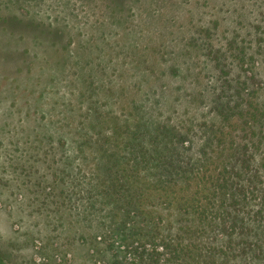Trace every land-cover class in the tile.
Listing matches in <instances>:
<instances>
[{
  "label": "rangeland",
  "instance_id": "374dc122",
  "mask_svg": "<svg viewBox=\"0 0 264 264\" xmlns=\"http://www.w3.org/2000/svg\"><path fill=\"white\" fill-rule=\"evenodd\" d=\"M97 120L143 149L101 145L87 133ZM157 124L174 129L173 164L190 183L172 191L217 168L223 141L248 150L246 189L264 195V0H0L3 264H170L125 243L99 196L103 151L130 168L154 156ZM167 163L139 167L149 194L169 183ZM144 204L162 229L178 219ZM262 212L248 239L261 249L224 264H264Z\"/></svg>",
  "mask_w": 264,
  "mask_h": 264
},
{
  "label": "trees",
  "instance_id": "16d2710c",
  "mask_svg": "<svg viewBox=\"0 0 264 264\" xmlns=\"http://www.w3.org/2000/svg\"><path fill=\"white\" fill-rule=\"evenodd\" d=\"M154 129V133L149 137L154 156L147 155L144 160L141 157L130 168L126 167L127 163L120 161L118 154H114L115 157L112 156L113 153L106 155V151L102 154L106 158L107 166L102 168L104 178L101 180L99 196L105 206L111 208L113 214L118 216V225L122 228L128 227L127 233H120L124 242L136 244L135 248L145 252L151 259L166 254L170 257V264H209L208 259L213 258V264H224L223 258L246 255L254 251L253 248L260 250L258 242L248 240L259 239L261 236L256 233V224L264 207V195L259 196V190L254 188L246 189L244 173L251 160L248 150L234 143L228 145L219 141L220 144L215 148V159H219L217 168H206L203 174L209 172L208 175L191 178L194 180H189L194 183L192 192H184L183 187L179 188V192H174L170 186H180L181 173L177 171L185 172L173 164L174 158H179L177 148L174 147L176 133L174 129L158 124ZM87 133L91 137L95 135L101 145L110 144L109 148L116 147L117 142L122 141L123 147L131 145V148L138 152L143 149L138 148L142 137L129 132L126 137L118 140L122 133L118 134L117 130L111 131L110 128L104 129L100 120H97ZM167 159L168 167L163 170L170 177L169 183L167 182L169 185L156 179V185L163 193L149 194L147 186L139 178V167L146 162L153 163L154 168H157ZM209 162L207 165L211 166ZM181 179L187 185L186 188H189L190 183L185 178ZM163 187L170 189L168 194ZM148 199L156 206L165 204L161 211L165 213L168 210L169 216H178V219H174L173 223L168 222L166 228H160L154 211L145 207L144 203ZM256 200L258 203H255ZM254 205L259 206V209L253 211ZM173 206L176 208L173 209ZM174 225L178 227L175 228ZM213 237L217 240L222 238L227 242L226 245L210 247L208 244L213 243ZM236 241L235 245L233 242ZM0 264H3L1 255Z\"/></svg>",
  "mask_w": 264,
  "mask_h": 264
}]
</instances>
